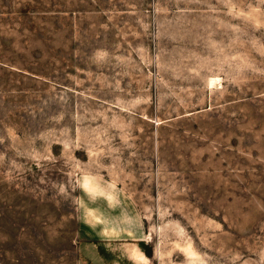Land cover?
Listing matches in <instances>:
<instances>
[{
    "label": "rangeland",
    "instance_id": "374dc122",
    "mask_svg": "<svg viewBox=\"0 0 264 264\" xmlns=\"http://www.w3.org/2000/svg\"><path fill=\"white\" fill-rule=\"evenodd\" d=\"M0 264H264V0H0Z\"/></svg>",
    "mask_w": 264,
    "mask_h": 264
},
{
    "label": "bare ground",
    "instance_id": "6f19581e",
    "mask_svg": "<svg viewBox=\"0 0 264 264\" xmlns=\"http://www.w3.org/2000/svg\"><path fill=\"white\" fill-rule=\"evenodd\" d=\"M212 82V81H211ZM213 83H214V80H213ZM217 83V82H216ZM219 83H220V81H219ZM213 86H214V84H213Z\"/></svg>",
    "mask_w": 264,
    "mask_h": 264
}]
</instances>
